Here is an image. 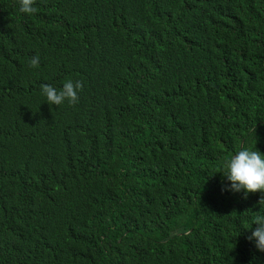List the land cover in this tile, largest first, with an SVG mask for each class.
<instances>
[{
  "label": "trees",
  "instance_id": "1",
  "mask_svg": "<svg viewBox=\"0 0 264 264\" xmlns=\"http://www.w3.org/2000/svg\"><path fill=\"white\" fill-rule=\"evenodd\" d=\"M33 7L0 0V264H264L261 193L221 191L264 154V0Z\"/></svg>",
  "mask_w": 264,
  "mask_h": 264
},
{
  "label": "clouds",
  "instance_id": "2",
  "mask_svg": "<svg viewBox=\"0 0 264 264\" xmlns=\"http://www.w3.org/2000/svg\"><path fill=\"white\" fill-rule=\"evenodd\" d=\"M18 2L21 13L28 15L36 13L37 9L33 7L35 0H18ZM39 59L38 55L33 56L29 61V67H38ZM82 88L83 82L81 80L68 79L63 83L60 90L49 84H41L40 94L46 98L49 105L59 106L65 101L69 105H75L79 100L78 92ZM222 168L223 174H220L228 182V184H222V192H243L244 199H247L249 193L259 192L261 198L258 204H264V154L256 148L255 150L241 148L223 162ZM252 224H255L256 227L246 239L254 242L256 250L264 252V212H257L253 216ZM64 259H53L49 264H61Z\"/></svg>",
  "mask_w": 264,
  "mask_h": 264
}]
</instances>
